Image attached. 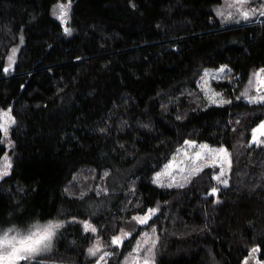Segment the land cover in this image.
Listing matches in <instances>:
<instances>
[{
	"label": "trees",
	"instance_id": "obj_1",
	"mask_svg": "<svg viewBox=\"0 0 264 264\" xmlns=\"http://www.w3.org/2000/svg\"><path fill=\"white\" fill-rule=\"evenodd\" d=\"M222 3L0 0V225L69 222L51 254L23 264H93L88 221L119 250L114 237L136 239L134 216L152 209L155 264L264 261V144H251L264 102L248 99L264 16L226 25ZM221 66L234 75L216 83L229 102L208 106L198 81ZM187 140L229 150V184L217 191L214 167L185 187L154 182Z\"/></svg>",
	"mask_w": 264,
	"mask_h": 264
},
{
	"label": "rangeland",
	"instance_id": "obj_2",
	"mask_svg": "<svg viewBox=\"0 0 264 264\" xmlns=\"http://www.w3.org/2000/svg\"><path fill=\"white\" fill-rule=\"evenodd\" d=\"M218 11V12H217ZM217 14L224 19L226 25L238 24L247 18H259L264 16V0H223V3L217 7ZM247 13V17L244 13ZM10 61L16 56V51H12L10 55ZM261 70H264L261 69ZM257 71L251 77V90L256 89V93H252L248 99L253 103H263L261 97H264V71ZM231 69L228 66H221L216 69H206L201 78L198 81L199 89L202 91L203 96L207 100L209 105H224L229 102V99L225 96L223 91L218 90L216 83L232 79L234 80ZM7 114V115H5ZM10 110L2 111V129L4 134L7 135L10 127L14 124ZM252 145L260 146L264 144V137L260 138L256 143ZM206 146V147H203ZM223 150V151H221ZM5 165V163L3 162ZM207 167H214L217 171L215 178L217 180V191L223 186L229 184L231 174V157L230 152L225 146H213L207 142H197L194 140H187L182 146H180L169 158V160L163 164V166L153 175L154 182L162 187L166 188H180L185 187L192 179L198 175L202 170ZM134 203V201H130ZM137 204V203H136ZM157 213L156 209H152L145 214H136L134 217L138 223L135 222L131 227L139 230V236L136 239H132L131 236L134 231L131 229L120 233L114 237V241L119 238V242H115L119 250H114L108 245L104 237L99 234L98 227H96L91 221L87 224L94 228L88 229L92 234L97 237L91 245L90 249L94 250L96 262L93 264H111L116 262L120 252L127 248L130 243L131 248L125 255L122 264H155L154 251L157 244V233L154 228L149 226V222L153 215ZM62 227L68 224V221L58 220ZM72 221V220H70ZM129 239V240H128ZM129 241V242H128ZM54 242L51 247L44 251L26 254L18 253L17 255L25 256V259H7V264H23L25 260L34 261L40 257L47 256L54 251ZM0 264H4L0 261ZM244 264H264V261H259L256 257L252 256L245 261Z\"/></svg>",
	"mask_w": 264,
	"mask_h": 264
},
{
	"label": "clouds",
	"instance_id": "obj_3",
	"mask_svg": "<svg viewBox=\"0 0 264 264\" xmlns=\"http://www.w3.org/2000/svg\"><path fill=\"white\" fill-rule=\"evenodd\" d=\"M56 218L32 217L23 223L11 222L0 225V257L20 253L34 254L51 247L61 226ZM7 264V259H0Z\"/></svg>",
	"mask_w": 264,
	"mask_h": 264
},
{
	"label": "snow or ice",
	"instance_id": "obj_4",
	"mask_svg": "<svg viewBox=\"0 0 264 264\" xmlns=\"http://www.w3.org/2000/svg\"><path fill=\"white\" fill-rule=\"evenodd\" d=\"M60 8H61V11H62L63 15L66 16L67 15V9L65 8V6L64 5H60ZM244 16L247 17V13L246 12L244 13ZM61 19H63V16L61 17ZM66 31H68V30L66 29ZM261 71H264V70H261ZM261 83H264V81H261ZM261 100H264V97H261ZM5 115H7V114H5ZM260 127L261 128H264V124H262ZM203 147H206V146H203ZM221 151H223V150H221ZM5 161H6V163H5V168H4V174L6 175L7 174V170L11 167V165L9 163H7V158L6 157H5ZM60 226L61 225H57V227H60ZM84 228H85V230H88V229L91 228V226L88 225V224H85L84 225ZM91 230L92 231H95L94 228H91ZM114 242H117L118 243L119 242V238H117ZM89 251H90V253H93L94 254V250L93 249H90ZM256 251H258V249H253V252H256ZM18 253H20L19 250L17 252H15L10 257H7V258L0 257V259H11V258H15V259H25L26 258L25 256L17 255Z\"/></svg>",
	"mask_w": 264,
	"mask_h": 264
},
{
	"label": "water",
	"instance_id": "obj_5",
	"mask_svg": "<svg viewBox=\"0 0 264 264\" xmlns=\"http://www.w3.org/2000/svg\"><path fill=\"white\" fill-rule=\"evenodd\" d=\"M264 124V120L261 121L253 130L251 142L256 143L260 138L264 137V128L260 126Z\"/></svg>",
	"mask_w": 264,
	"mask_h": 264
},
{
	"label": "bare ground",
	"instance_id": "obj_6",
	"mask_svg": "<svg viewBox=\"0 0 264 264\" xmlns=\"http://www.w3.org/2000/svg\"><path fill=\"white\" fill-rule=\"evenodd\" d=\"M218 8H219V6H218ZM215 9H217V8H215ZM215 9H214V10H215ZM215 12H216V11H215ZM217 12H218V11H217ZM1 167H2V166H1ZM2 169H3V168H2ZM259 169H260V168H259ZM262 169H263V168H262ZM262 169H260V170L263 172V170H262ZM260 170H259V172H260ZM259 172H258V174H260ZM262 172H261V173H262ZM261 175H263V174H260V177H261ZM252 177H253V176H252ZM262 177H263V176H262ZM254 178H255V177H254ZM249 179H250V178H249ZM254 180H255V179H254ZM254 180H253V181H254ZM253 181H252V182H253ZM248 182H250V181H248ZM252 182H251V183H252ZM256 182H257V179H256ZM249 184H250V183H249ZM251 185H252V184H251ZM255 185H258V183H257V184H255ZM253 186H254V184H253ZM258 186H259V185H258ZM246 187H247V186H246ZM262 187H264V186H262ZM251 188H252V187H251ZM252 189H254V190H255V187H254V188H252ZM257 189H259V187H257ZM124 226H125V225H124ZM125 227H126V226H125ZM130 227H131V226H130ZM127 229H128V228H127Z\"/></svg>",
	"mask_w": 264,
	"mask_h": 264
},
{
	"label": "flooded vegetation",
	"instance_id": "obj_7",
	"mask_svg": "<svg viewBox=\"0 0 264 264\" xmlns=\"http://www.w3.org/2000/svg\"><path fill=\"white\" fill-rule=\"evenodd\" d=\"M264 84V83H263Z\"/></svg>",
	"mask_w": 264,
	"mask_h": 264
}]
</instances>
